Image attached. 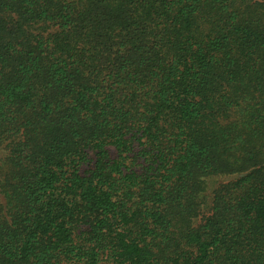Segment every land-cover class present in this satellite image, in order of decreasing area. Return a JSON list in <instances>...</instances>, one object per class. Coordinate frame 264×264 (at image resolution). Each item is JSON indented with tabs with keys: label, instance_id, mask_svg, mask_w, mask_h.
<instances>
[{
	"label": "trees",
	"instance_id": "1",
	"mask_svg": "<svg viewBox=\"0 0 264 264\" xmlns=\"http://www.w3.org/2000/svg\"><path fill=\"white\" fill-rule=\"evenodd\" d=\"M0 264H264V0H0Z\"/></svg>",
	"mask_w": 264,
	"mask_h": 264
}]
</instances>
